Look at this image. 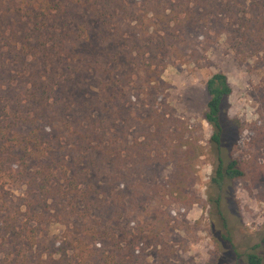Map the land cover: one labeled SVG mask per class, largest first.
Wrapping results in <instances>:
<instances>
[{"label":"trees","instance_id":"obj_1","mask_svg":"<svg viewBox=\"0 0 264 264\" xmlns=\"http://www.w3.org/2000/svg\"><path fill=\"white\" fill-rule=\"evenodd\" d=\"M205 29L240 63L264 60V0H0V264H136L153 202L193 204V149L170 150L160 78ZM207 92L220 189L244 176L221 156L233 89L216 73ZM263 245L264 232L247 264Z\"/></svg>","mask_w":264,"mask_h":264},{"label":"rangeland","instance_id":"obj_2","mask_svg":"<svg viewBox=\"0 0 264 264\" xmlns=\"http://www.w3.org/2000/svg\"><path fill=\"white\" fill-rule=\"evenodd\" d=\"M190 41L183 53L171 58L160 85L167 127L176 130L171 152L184 158L193 149L192 170L183 186L194 200L188 205L171 200V206L161 198L153 202L145 215L152 225L143 236L155 239L136 264H247L245 255L261 243L264 232V60L254 57L240 63L226 37L211 29L193 33ZM216 73L225 74L233 89L223 105L221 156L226 163L238 161L244 173L220 189L213 184L219 156L204 119L210 100L207 82ZM165 157L155 174L166 186L176 170L175 158L168 153ZM11 187L16 197L24 193L20 185ZM257 252L264 264V245Z\"/></svg>","mask_w":264,"mask_h":264}]
</instances>
